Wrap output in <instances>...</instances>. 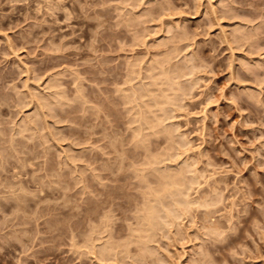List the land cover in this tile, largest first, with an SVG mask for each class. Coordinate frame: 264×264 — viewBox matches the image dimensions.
I'll return each instance as SVG.
<instances>
[{
  "label": "rangeland",
  "instance_id": "374dc122",
  "mask_svg": "<svg viewBox=\"0 0 264 264\" xmlns=\"http://www.w3.org/2000/svg\"><path fill=\"white\" fill-rule=\"evenodd\" d=\"M0 264H264V0H0Z\"/></svg>",
  "mask_w": 264,
  "mask_h": 264
},
{
  "label": "bare ground",
  "instance_id": "6f19581e",
  "mask_svg": "<svg viewBox=\"0 0 264 264\" xmlns=\"http://www.w3.org/2000/svg\"><path fill=\"white\" fill-rule=\"evenodd\" d=\"M234 31H235V30H234ZM239 31H240V30H239ZM240 32H241V31H240ZM240 36H241V35H240ZM152 61H153V60H152ZM161 61H162V60H161ZM156 63H158V62H156ZM162 63H163V62H162ZM150 64H151V62L149 63V65H150ZM185 64H186V62H185ZM133 65H134V64H133ZM156 65H157V64H156ZM156 65H154V66H156ZM159 65H160V64H159ZM159 65H158V66H159ZM188 65H189V64H188ZM188 65H187V66H188ZM158 66H157V67H158ZM161 67H162V66H161ZM131 68L133 69V67H131ZM153 68H154V67H153ZM158 69H159V67H158ZM160 69H161V68H160ZM162 69H165V68H162ZM148 70H149V69H148ZM153 70H154V69H153ZM153 70H152V72H153ZM168 70H169V69H168ZM154 71H155V70H154ZM159 71H160V70H159ZM161 71H162V73H161V75H160L159 73H160ZM161 71H160V72L157 71L158 74H159V76L157 75L156 77H158L159 79H158V78L156 79V78L154 77V78H155V81H156V82L158 81L157 84H156V82H155L154 85L157 86L156 88L159 89V87H161L159 82L162 81L161 84L165 87V88H163V89H164V92L167 91V90L169 89L167 92H165L166 95H165V94H162V92H161L163 86L161 87V90L159 89V91H160L161 93H157L156 95H155L154 93L158 92V91H157L158 89L154 88L156 91H154V89H153V91H151V94H150L151 96H150V95H147V96H150V97L148 98V100H149L150 98L153 97L152 100L150 99L151 101L149 100V103H150V102L152 103V101H153L152 106H154V107L150 106L152 110L150 109V107L148 108V105H145L144 103H142V104H140V105L143 106V104H144L145 106H147V107L144 106V107L146 108V112L144 111L145 108H144L143 111H142V109L140 110L139 107H136V108H139V111H142L141 114H139V115H140V119H141V116H142V117L144 116V115H143L144 112H145L146 116H148V117H150V115L152 114V115H151L152 118L149 119V118L147 117V118L149 119V122H146V120L148 121V119L146 118V116H145V118H142L143 120H142V119L140 120L141 122L146 123V124H144V123L141 124V123H140L141 126L144 124L145 127H146V129H147V126H148V127L151 126L150 129L154 126V127H153V130H154V128H156V123H157V121H158L159 119L162 118V117H160V114L162 113V111H163V114L166 115V113H164V112L166 111V107H167V106H166V101L168 100V97L173 96V94H174V92H175L172 88H174V87L176 86V85H175L176 82L174 83L173 79H171V78L173 77L174 72H173V74L171 73V74H172V77L170 76V78H169V76H167V75H171L170 73L168 74L169 71H167V73H166L165 70H161ZM154 73H155V72H153V74H154ZM163 73H166V74L164 75ZM163 75H164V76H163ZM152 77H153V76H152ZM160 77H161V78H160ZM163 77H164V79H163ZM154 78H150L149 83L151 84V86H150V85H147V88H148V86H150L151 88L154 86V85H152V84H153L152 82H154ZM173 78H174V77H173ZM162 79H163L165 82H163ZM174 79H175V78H174ZM144 80H145V79H144ZM151 80H152V81H151ZM160 80H161V81H160ZM140 81H141V80H140ZM140 81H139V82H140ZM172 81H173V82H172ZM145 82H146V81H145ZM149 83H147V84H149ZM158 83H159V87H158ZM173 83H174V84H173ZM51 84H52V83H51ZM143 84H144V83H143ZM145 84H146V83H145ZM145 84H144V85H145ZM140 85H141V84H140ZM171 85H172V86H171ZM174 85H175V86H174ZM155 86H154V87H155ZM166 86L169 87V88L166 89V88H167ZM170 86H171V87H170ZM173 86H174V87H173ZM142 87H143V86H142ZM176 89H179V88L176 87ZM176 89H175V90H176ZM125 90H126V89H125ZM139 90H140V89H139ZM150 90H151V89H150ZM170 90H172V91H170ZM123 91H124V90H123ZM134 91H135L136 93H138V94L140 93V91L142 92V94L140 93L139 96L136 95L135 97H140V96H141L142 99H143V97H145V95H143V94H145L144 88H143V89L141 88L140 91L133 90V91H131V93H134ZM146 91H147V90H146ZM162 91H163V90H162ZM169 91H170L171 93H173V94H171ZM173 91H174V92H173ZM177 91H178V90H177ZM58 92H59V91H58ZM58 92H57V93H58ZM129 92H130V91H129ZM143 92H144V93H143ZM152 92H154V93H152ZM164 92H163V93H164ZM168 92H169L170 94H169ZM149 93H150V92H149ZM177 93H179V92H177ZM177 93H176V94H177ZM180 93H181V92H180ZM180 93H179V94H180ZM123 94H124V92H123ZM146 94H148V92H147ZM153 94H154L155 97L153 96ZM158 94H160V95H158ZM168 94H169V96L167 97ZM176 94H175V96H176ZM56 95H58V94H56ZM59 95H60V94H59ZM142 95H143V96H142ZM47 96H48V95H47ZM80 96H81V95H80ZM132 96H133V99H134V98H135L134 95H132ZM156 96H157V97H156ZM175 96H173V97H175ZM177 96H178V95H177ZM177 96H176V98H177ZM56 97H57V96H56ZM141 97L138 98V99L140 100ZM181 97H182V94H181ZM183 97H184V96H183ZM53 98H54V97H53ZM60 98H61V97H60ZM124 98H125V96H124ZM145 98H146V97H145ZM82 99H83V98H82ZM131 99H132V97H131ZM146 99H147V98H146ZM173 99H174V98H173ZM55 100H56V98H55ZM60 100H61V99H60ZM60 100H59V101H60ZM143 100H144V99H143ZM158 100H161V101H159V102L157 103ZM170 100H171V102H172V97L167 101V103L170 102ZM134 101H138V100L135 98ZM134 101H133V102H134ZM141 101H142V100H141ZM141 101H139V102L141 103ZM144 101H145V100H144ZM43 102H44V101H43ZM43 102H42V103H43ZM60 102H61V101H60ZM142 102H143V101H142ZM164 102H165V103H164ZM179 102H180V101H179ZM44 103H45V102H44ZM134 103H135V102H134ZM136 103H137V102H136ZM136 103H135V104H136ZM160 103H163V104H160ZM172 103H173V102H172ZM177 103H178V102H177ZM180 103H181V102H180ZM180 103H179V104H180ZM138 104H139V103H138ZM164 104H165V107H164V106H161V105H164ZM169 104H170V103H169ZM174 104H176V103L174 102ZM51 105H53V104H51ZM57 105H59V104H57ZM136 105H137V104H136ZM171 105H172V104H171ZM48 106H50V105H48ZM173 106H174V105H173ZM178 106H179V105H178ZM181 106H182V105H181ZM50 107H51V106H50ZM52 107H53V106H52ZM155 107H156V109H155ZM157 107H158V108H157ZM161 107H162V108H161ZM163 107L165 108V110L163 109ZM175 107H176V106H175ZM175 107H174V108H175ZM167 108H168V107H167ZM174 108H173V109H174ZM179 108H180V106H179ZM181 108H182V107H181ZM154 109H155L156 111H158L157 109L160 110V111H158V113L161 112V113H159V116L157 115L158 113H157ZM177 109H178V108H177ZM153 110L155 111V113L153 112ZM174 110H175V109H174ZM52 111H53V110H52ZM135 111H136V110H135ZM139 111H138V112H139ZM147 111H148V112H147ZM170 111H171V110H170ZM175 111H176V110H175ZM151 112H152V113H151ZM139 113H140V112H139ZM149 113H151V114H149ZM172 113H173V112H172ZM155 114H156V121L153 119V117L155 118ZM163 114H161V116H162ZM164 115H163V116H164ZM137 116H138V113H137ZM135 117H136V116H135ZM158 117H159V118H158ZM137 118H138V117H137ZM157 118H158V119H157ZM171 118H173V117H171ZM134 119H135V118H134ZM134 119H133V120H134ZM144 119H146V120L144 121ZM164 119H166V118H164ZM138 120H139V119H138ZM150 120H151V121H150ZM162 120H163V119H162ZM140 121H139V122H140ZM153 121L155 122V124L152 123ZM27 122H28V121H27ZM131 122H132V121H131ZM135 122H136V120H135ZM135 122H134V123H135ZM139 122H138V125H139ZM159 122H160V124H161V120L158 121V124H157L158 128L162 129V131L164 130L163 132L166 133V131H167V134H170L171 132L168 131V130L165 131V128H162V127H163L162 125L159 126ZM148 123H149V124H148ZM151 123H152V125H151ZM24 124H25V123H24ZM135 125H136V124H135ZM144 125H143V126H144ZM136 126H137V125H136ZM169 126H170V125H169ZM172 126H173V125H172ZM137 128H138V127H137ZM141 128H142V127H141ZM158 128H157L158 131H156V129L153 131L152 129L150 130V129L148 128V129H149V132H151V133H149V132H148V133H149V134H153V133L155 132L153 135L158 134V132L161 131V130H159ZM167 128H168V127H167ZM138 129H140V128H138ZM148 129H147V131H148ZM169 129H170V128H169ZM171 129H172V128H171ZM139 131H141V129H140ZM136 132H137V131H136ZM163 132H162V133H163ZM168 132H169V133H168ZM159 133H160V132H159ZM136 135H137V134H136ZM142 135H144V134H142ZM159 135H160V134H159ZM171 135H172V133H171ZM150 136H151V135H150ZM155 136H156V135H155ZM142 137H143V136H142ZM169 138H171L170 135H169ZM143 139H144V138H143ZM143 139H142V140H143ZM112 140H113V139H112ZM139 140H140V139H139ZM144 141H145V140H144ZM144 144H145V143H144ZM154 159H155V158H154ZM153 162H154V161H153ZM150 163H152V162H150ZM186 163H187V162H186ZM156 165H157V164H156ZM158 166H159V165H158ZM158 166H157V167H158ZM186 166H187V165H186ZM189 166H190V165H189ZM154 167H155V166H154ZM105 168H106V167H105ZM148 168H149V167H148ZM150 168H151V167H150ZM169 168H170V167H169ZM188 168H189V167H188ZM188 168H187V169H188ZM152 170H155V168H153ZM157 170H158V168H157ZM157 170H156V171H157ZM159 170H160V169H159ZM166 170H167V169H166ZM188 170H189V169H188ZM191 170H192V169H191ZM193 170H194V169H193ZM147 171H149V170H147ZM150 171H151V170H150ZM164 171H165V170H164ZM172 171H173V170H172ZM172 171H169V172H171L172 174H171V173L168 174V172H166L167 174H166V173H161L162 171H161V172L158 171V172H159V177H160L161 175H163V176H162L163 178L160 177V178H161V181L159 180L160 182H163V183H162V184H163V187L161 186L162 184H161L160 182L157 181L158 183H160V184H158V185H160V187H162V188H161L162 190H160V192H162V198L160 197L161 195L159 196L161 199H163V196H164V194H165L166 192L170 191V192H168V196L170 197V195H172L171 198H173V200L170 198L172 202L169 200V203L171 202V207H170V208H167V209H164V210L162 209V210L164 211V213H163V211L160 209V208L162 207V205L160 204L162 200L160 201L159 199H157L158 196L155 197V199H157L158 201H160V202L158 203V204H159L158 206H159V209H160V210H158V206L156 207L158 201L155 200L156 202H154V203H156V204H154L155 207H156L155 209L158 210V211H162V214H165V218H164V216H163V218L166 219V221H167L168 223L174 221L173 218H177L178 216L180 217L181 214L184 213V211H187V210H189V209L191 210L190 206H191L192 204L195 203L194 205H192V207L194 208L195 205H196V202H197V201L195 202L194 200H192V201H194V203H191V202H190V199L188 200V198H187L188 195L185 194L186 191L184 192V190H182L185 186H184L182 189H181L180 186H179L178 189L176 188V185H177V184H175V183H177V181H176V180H177V179H176L177 177L175 178V174H176L178 171H177V172H172ZM186 172H187V171H186ZM189 172H190V171H189ZM194 172L196 173V171H194ZM149 173H150V172H149ZM178 173H179V172H178ZM195 173H194V174H195ZM157 174H158V173H157ZM184 174H185V173H184ZM196 174H197V173H196ZM170 175H173V177H174L176 180H175L173 177L171 178ZM190 175H191V174H190ZM176 176H177V174H176ZM156 177H157V176H156ZM180 177H181V175L179 174V178H180ZM193 178H194V177H193ZM142 179H143V178H142ZM158 179H159V178H158ZM173 179H174V180H173ZM180 179H181V178H180ZM195 179H196V178H195ZM195 179L192 181L193 183H194V181H196ZM185 180H186V179H185ZM173 181H175V182H173ZM188 181H189V180H188ZM52 182H53V181H52ZM192 182H191V183H192ZM20 183H21V182H20ZM188 183H189V182H188ZM193 183H192V184H193ZM174 184H175V185H174ZM181 184H182V183H181ZM195 184H197V182H195ZM158 185H157V186H158ZM185 185H187V183H186ZM190 185H191V184H190ZM190 185H189V186H190ZM214 185H215V184H214ZM181 186H183V185H181ZM191 186H193V185H191ZM191 186H190V187H191ZM173 187H174V189H173ZM214 187H215V186H214ZM192 188H193V187H192ZM192 188H190V189H192ZM19 189H20V188H19ZM155 189H156V188H155ZM176 189H177L178 191H179V189H181V190L178 192ZM185 189H186V188H185ZM150 190H151V189H150ZM171 190H173L174 193L171 192ZM153 191H154V189H153ZM190 191H191V190H189V192H190ZM151 192H152V191H151ZM175 192H176V193L178 192V193L176 194ZM183 192H184V193H183ZM154 193H155L154 195H156V194H161V193H157V192H154ZM163 193H164V194H163ZM170 193H171V194H170ZM169 194H170V195H169ZM173 194H174V195H177V197L174 196ZM181 194H182V196H181ZM210 194H211V193H210ZM207 195H208V194H207ZM183 196H185V197H183ZM186 196H187V197H186ZM147 197H148V196H147ZM159 197H158V198H159ZM174 197H175V198H174ZM189 197H190V196H189ZM207 197H208V196H207ZM149 198H151V196H150ZM152 198H154V196H153ZM152 198H151V199H152ZM165 198H166V197H165ZM168 199H169V198H168ZM197 200H198V199H197ZM146 201L148 202V200H146ZM205 201H206V200L204 199V203H203V204H205ZM150 202H151V201H150ZM152 202H153V200H152ZM162 202H163V201H162ZM207 202H208V201H207ZM163 203H164V202H163ZM163 203H162V204H163ZM146 204H150V203L148 202V203H146ZM166 204H167V203H166ZM198 204H199V203H198ZM198 204H197V205H198ZM203 204H202V201H201V202H200V206H202ZM160 205H161V206H160ZM203 206H206V204L203 205ZM203 206H202V207H203ZM146 208H147V209H145V211H147V212H146V215H145V213H144V217L146 216V218H147V221H146L147 223H146V224H148L149 229H153L154 224H157V225H156V226H157L156 228H159V229H160V226L158 225V223H159V222H158V217L156 216L157 212H155L154 206L149 205V207H146ZM162 208H163V207H162ZM205 208H206V207H205ZM206 209H207V208H206ZM193 210H194V209H193ZM207 212H208V211H207ZM207 212H205V213L208 215ZM206 214H205V216H207ZM208 216H209V215H208ZM207 218H210V216L207 217ZM172 219H173V220H172ZM202 219H203V217H202ZM210 219L212 220L213 218H210ZM178 220H179V219H178ZM205 220H207V219H205ZM212 221H213V220H212ZM172 223H174V222H172ZM204 223H205V222H204ZM209 223L211 224V222H209ZM160 224H161V223H160ZM211 225L213 226V224H211ZM214 225H215V224H214ZM148 226H146V229H145L146 231H144V232H149V230L147 229ZM208 226H209V225H208ZM210 227H211V226H210ZM214 227H215V226H214ZM208 228H209V227H208ZM211 229L213 230V228H211ZM147 230H148V231H147ZM157 230H158V229H157ZM214 230H215V229H214ZM140 232H141V231H140ZM140 232H139V233H140ZM150 233H151V232H150ZM152 233H153V232H152ZM154 233H155V232H154ZM142 234H144V233H141V235H142ZM141 235H140V236H141ZM148 235H149V234H148ZM148 235H146V236H148ZM150 235H151V234H150ZM152 235L154 236V234H152ZM138 236H139V235H138ZM140 236H139V237H140ZM142 236H144V235H142ZM142 236H141V241H143V240H142ZM146 236H145V237H146ZM146 238H147V237H146ZM150 238H151V237H150ZM150 238H149V239H150ZM147 239H148V238H147ZM147 239H146V240H147ZM139 240H140V239H139ZM144 240H145V239H144ZM141 241H139V242H141ZM148 241H149V240H148ZM147 243H148V242H147ZM107 244H108V245H105V246H109V243H107ZM142 244H143V243H142ZM90 245H91V244H90ZM115 245H116V244H115ZM115 245H114V247H116ZM97 247H98V246H97ZM100 247H101V245H100ZM112 247H113V246H112ZM139 247H140V246H139ZM147 247H148V246H147ZM92 248H93V246H92ZM106 248H107V247H106ZM90 249H91V247H90ZM99 249H100V248H99ZM102 249H103L104 251H107V249L105 250V248L103 247V244H102ZM143 250H145V249H143ZM146 250H148V249L146 248ZM146 250H145V251H146ZM110 251H111V250H109L108 252H110ZM114 251H115V250H114ZM114 251H113V249H112V253H113ZM149 251H150V250H149ZM98 252H99V251H98ZM95 253H96V252H95ZM101 253H102V250H101ZM101 253H100V254H101ZM148 253H149V252H148ZM148 253H147V254H148ZM150 253H151V252H150ZM150 253H149V254H150ZM149 254H148V255H149ZM151 254H152V253H151ZM101 255L103 256V254H101ZM101 255H100V256H101ZM135 257H136V256H135ZM108 258H109V257H108ZM102 259H103V258H102ZM137 260H138V259H137Z\"/></svg>",
  "mask_w": 264,
  "mask_h": 264
}]
</instances>
